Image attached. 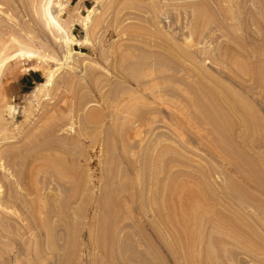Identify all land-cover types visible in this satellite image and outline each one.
Here are the masks:
<instances>
[{"label": "rangeland", "instance_id": "374dc122", "mask_svg": "<svg viewBox=\"0 0 264 264\" xmlns=\"http://www.w3.org/2000/svg\"><path fill=\"white\" fill-rule=\"evenodd\" d=\"M0 156V264H264V0H0Z\"/></svg>", "mask_w": 264, "mask_h": 264}, {"label": "bare ground", "instance_id": "6f19581e", "mask_svg": "<svg viewBox=\"0 0 264 264\" xmlns=\"http://www.w3.org/2000/svg\"><path fill=\"white\" fill-rule=\"evenodd\" d=\"M49 19H50V21L52 22V24H54L55 26H57V24L53 21V19H52V17H50L49 16ZM85 40L86 39H83V40H80L81 42H85ZM51 78H52V75L51 76H49L48 77V79L44 82V83H40L39 84V87L40 88H45L48 84H49V82L51 81ZM206 99V98H205ZM216 118V117H215ZM213 119V118H212ZM217 121V120H216ZM230 126V125H229ZM27 145H28V143H27ZM31 146V145H30ZM223 146V145H222ZM221 146V147H222ZM28 147V146H27ZM26 148V147H25ZM223 148V147H222ZM37 150V149H36ZM35 150V151H36ZM10 151V150H9ZM22 153V152H21ZM6 154V153H5ZM3 156V155H2ZM2 156H0V157H2ZM15 157V156H14ZM1 159V158H0ZM14 160V159H13ZM7 162V161H6ZM5 163V162H4ZM4 166V165H3ZM14 168V167H13ZM18 170V169H17ZM14 173V172H13ZM19 174V173H18ZM19 177V176H18ZM29 177V176H28ZM32 177V176H31ZM17 178V177H16ZM15 178V179H16ZM10 179V178H9ZM2 180V176L0 175V181ZM8 181V180H7ZM18 181V180H17ZM22 181V180H21ZM13 182V181H12ZM29 182V181H28ZM17 183H19V182H17ZM173 183V182H172ZM171 183V184H172ZM26 184H28V183H26ZM16 185V184H15ZM8 186H9V194L8 195H6V197H4V195H2V197H0V207L2 208V210H3V208H7L8 206H16L17 205V202H19V203H21L24 199H25V197H26V195L25 196H23V195H21L20 194V192H18V191H14V188L12 187L13 186V184L9 181V183H8ZM20 187V186H19ZM172 187V186H171ZM7 188V187H6ZM25 188V187H24ZM27 188V187H26ZM168 188V187H167ZM0 189H1V185H0ZM27 189H29V188H27ZM166 190V189H165ZM164 190V191H165ZM170 193V192H169ZM8 196V197H7ZM161 196V195H160ZM170 196V195H169ZM179 196V195H178ZM195 197H197V196H195ZM47 198V197H46ZM176 198V197H175ZM42 199V198H41ZM41 199H39V202L41 203V205H43L44 204V202H43V200H41ZM169 199V198H168ZM197 199V198H196ZM198 199H200V200H198ZM196 201H194V203L193 202H191L190 204H191V207H190V205H189V207L191 208V211H192V213H197L199 210H201L202 209V206H201V202L203 203V198H198ZM202 199V200H201ZM191 200V199H190ZM26 201V200H25ZM42 201V202H41ZM169 201V200H168ZM201 201V202H200ZM26 203V202H25ZM43 203V204H42ZM45 203H46V201H45ZM162 203H163V201H162ZM183 205V204H182ZM203 205V204H202ZM165 207V206H164ZM170 207V206H169ZM44 208V207H43ZM193 208V209H192ZM8 209V208H7ZM6 209V210H7ZM31 209V208H30ZM157 209V208H156ZM165 209V208H164ZM28 210V209H27ZM169 211V210H168ZM189 212V211H188ZM6 213V212H5ZM9 213V215H7V214H5V215H2L3 217H5L6 218V220H8L9 222H11V223H14V224H17L18 223V221H22V220H25V217L26 216H24V217H22V215L25 213H23V214H17L16 212H15V210H12L11 212H8ZM175 213V212H174ZM174 213H170V221H171V219H172V222L173 223H175V220H177V218L180 220V218L181 219H185V218H187L186 216H184V215H182L181 217L179 216V215H176V214H174ZM191 214V213H190ZM12 215H14V216H12ZM192 216V215H191ZM42 218V217H41ZM45 218V217H44ZM190 218V217H189ZM28 219V218H27ZM30 219V218H29ZM190 219H192V218H190ZM232 219V218H231ZM36 221L37 220H33V221H29L28 220V222L25 224V226L24 227H22L23 229H19V230H24V231H35V234H34V236L36 237V239H38V241H36L35 240V243L36 242H38V244H40L39 242H43L42 241V239H43V237H46L42 232H41V229L42 228H40V226L38 227L37 226V223H36ZM182 221V220H181ZM1 222V221H0ZM24 222V221H23ZM189 222V221H188ZM171 223V222H170ZM179 223V222H178ZM186 223V222H185ZM8 224V223H7ZM19 224V223H18ZM182 224H183V222H182ZM219 224V223H218ZM46 225V224H45ZM22 225H20V227H21ZM183 226H185L184 224H183ZM187 226V225H186ZM218 227V226H217ZM1 228V227H0ZM186 228V227H185ZM45 229V228H44ZM47 230V229H46ZM45 231V230H44ZM3 232V231H2ZM8 232V231H7ZM50 232V231H49ZM25 233V232H24ZM7 234V233H6ZM18 234H20V233H18ZM17 234V235H18ZM11 236V235H10ZM188 236V235H187ZM9 237V236H8ZM21 237V236H20ZM11 239V238H10ZM173 239V238H172ZM27 241V240H26ZM45 241V240H44ZM174 241V240H173ZM15 242V241H14ZM33 242H34V240H33ZM176 242V241H175ZM174 242V243H175ZM43 244V243H42ZM42 244L40 245L41 247H40V252L39 253H41V262H40V264H51V260H52V258H53V255H52V253L50 252V247H48V249L47 248H45V246H43L42 247ZM48 244V243H47ZM30 245V244H29ZM33 248V247H32ZM47 249V250H46ZM28 250V249H27ZM178 250V249H177ZM33 252V251H32ZM27 253V252H26ZM30 253H31V251H30ZM37 255H39V254H37ZM61 255V254H60ZM58 256V255H57ZM59 257H62V256H59ZM58 257V258H59ZM177 257V256H176ZM34 258V257H33ZM39 262V261H38Z\"/></svg>", "mask_w": 264, "mask_h": 264}]
</instances>
